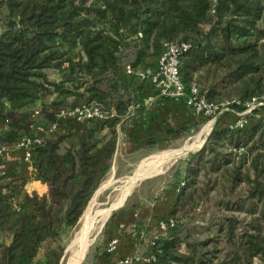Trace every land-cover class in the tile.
Segmentation results:
<instances>
[{
  "label": "trees",
  "instance_id": "1",
  "mask_svg": "<svg viewBox=\"0 0 264 264\" xmlns=\"http://www.w3.org/2000/svg\"><path fill=\"white\" fill-rule=\"evenodd\" d=\"M180 41L190 45L179 56L182 82L209 102L233 101L232 110L186 159L173 225L145 264H264V104L243 127L228 125L264 94V0H0V147L76 104L107 111L60 119L33 146L45 192L25 189L26 171L0 170V264H58L62 247L40 256L41 246L78 223L112 166L127 105L138 99L123 66L152 67L165 43ZM112 235L117 227L105 241Z\"/></svg>",
  "mask_w": 264,
  "mask_h": 264
},
{
  "label": "crops",
  "instance_id": "2",
  "mask_svg": "<svg viewBox=\"0 0 264 264\" xmlns=\"http://www.w3.org/2000/svg\"><path fill=\"white\" fill-rule=\"evenodd\" d=\"M135 80L132 89L136 92L138 100L142 102V106L134 112H129L122 123L118 124L115 158L118 154L128 155L139 151L147 147L151 141L162 140L169 134L170 129L183 133L186 127L192 125V114L185 104L181 101L156 98L147 80ZM3 147L6 153L1 168L2 173L11 176L26 171L31 180L27 182L25 189L28 192L30 190H36L37 193L45 192L46 185L36 178L33 163L23 159L22 150L16 147V143L7 142ZM184 174L185 163L179 167L178 177L174 181L171 180L172 178L168 180L163 178L154 183L153 188L146 186L145 188L149 190L145 194L138 193V198L133 200L131 197L105 226L106 236L116 227L120 232L117 250L112 254L104 252L105 237L90 253L85 264H118L119 259L124 255L136 257L145 255L149 251L150 234L158 228L161 220L170 216L171 207L177 197L176 188L184 179ZM133 222L135 227L131 226ZM120 224L122 227H119ZM46 252L41 247L40 256Z\"/></svg>",
  "mask_w": 264,
  "mask_h": 264
},
{
  "label": "built area",
  "instance_id": "3",
  "mask_svg": "<svg viewBox=\"0 0 264 264\" xmlns=\"http://www.w3.org/2000/svg\"><path fill=\"white\" fill-rule=\"evenodd\" d=\"M189 47L190 45L183 41L165 43L163 52L159 55L152 67L133 69L128 63H126L123 66V70L126 74L131 75L136 79L149 81L151 90L153 89L156 98L181 101L190 109L192 117H206V121L210 124L209 130H211L223 112L232 110L230 105L233 101H224L220 104L209 102L201 93L197 85L193 83L186 85L182 82L179 76V56L182 52L189 49ZM263 104L264 94L257 98H253L252 101L245 105L243 110L236 111V118L228 123L229 127H243L247 122L248 113L255 107ZM141 106L142 102L140 100L137 99L131 101L127 105V114L129 112H134ZM37 113L38 110L34 108L32 115H36ZM106 115L107 111L95 101L87 103L82 102L73 107L59 110L56 112V120L47 125H37L32 134L18 139L16 147L22 150L23 159L26 162H30L33 146L35 144H40L43 141L44 135L57 129L58 121L60 119L73 117L77 121H83L84 119H101ZM3 149H5V147L1 146L0 152ZM2 165H0V170ZM183 184L184 180L182 179L176 188V193L180 191ZM172 225L173 221L170 216L167 219L161 220L158 224L157 230L150 234L149 251L145 255L137 257L133 255H124L119 259L118 264H145L155 262L157 255L156 252L151 249V246L154 244V240L159 235L165 234L166 230ZM131 226L135 227V222H133ZM119 227H122V224H120ZM119 241L120 235H112L106 242L105 249L110 253L115 252L118 248Z\"/></svg>",
  "mask_w": 264,
  "mask_h": 264
},
{
  "label": "rangeland",
  "instance_id": "4",
  "mask_svg": "<svg viewBox=\"0 0 264 264\" xmlns=\"http://www.w3.org/2000/svg\"><path fill=\"white\" fill-rule=\"evenodd\" d=\"M44 101L45 99H41L39 103H43ZM207 124H209L208 121H196L195 124L186 127L185 128L186 130L183 131V133H178L170 129L169 134L166 135V137L163 138L162 140L151 141L149 142L150 144L147 145V147L139 151H136L128 155L118 154L116 158L115 157L113 158L112 166L109 169L103 181L101 182L102 185L101 184L99 185V187L93 194L94 197L92 196V198L89 201L90 204L88 205H91L93 210L108 207V205H110L114 201V199L120 195V192L122 188L124 187V185L127 184L128 182L127 177L133 174L138 168H140L144 160L147 159L149 156H152V155L156 156L158 153L166 151V150H173V149H178L182 146L191 145L189 150L186 151L184 154L174 157L173 159L170 158L169 159L170 161L169 160L164 161V163L161 166V169L147 176H144L142 178L135 179L132 182V184L130 185L131 189H129L128 194L126 195V197H124L125 199H123L120 203L114 205L113 207L115 208L112 209L104 219L100 220V222L98 223L100 225L97 224L96 226V228L99 227L98 229L91 231L90 236H89L90 241L85 251L77 258L75 264H85L90 253L98 245H100L102 240H104V238L106 237L105 226H106V223L110 221L111 215L113 213H118L119 210L123 208L128 203V201H130L131 197L133 200L134 198H138L137 197L138 193H141L142 195L145 194L149 190V189H146L147 188L146 186H151L153 188L154 183H156L157 181H160L163 178L166 180L172 178L171 179L172 181L177 179L178 173H179V167L186 162V159L189 157L190 153L197 151L198 149L202 147L209 133L213 129L212 127V129L208 130L207 132H204V131L201 132V130ZM164 157H165V154L160 157V160L163 159ZM147 160H150V159L148 158ZM160 160L158 159L157 164H159ZM28 179L30 182L31 179L30 178ZM29 192H36V190H30ZM81 218H82V215L78 223L76 224V226H74L71 229H67L63 231L59 240L48 241L41 246L43 251L53 250L54 252L58 254L60 252L59 247H62L63 249L62 253H60V255L57 254L58 264L66 263L69 257V254L71 253V249H69L68 247L71 241L73 240L75 233L77 232L79 228V225H80L79 223H80ZM2 234L3 233L0 232V237L2 236ZM91 234H92V237H91ZM253 264H259V259L254 258Z\"/></svg>",
  "mask_w": 264,
  "mask_h": 264
},
{
  "label": "bare ground",
  "instance_id": "5",
  "mask_svg": "<svg viewBox=\"0 0 264 264\" xmlns=\"http://www.w3.org/2000/svg\"><path fill=\"white\" fill-rule=\"evenodd\" d=\"M209 127H210L209 124H207L201 130V132H203V131L207 132L209 130ZM190 146L191 145H186V146H182L178 149L166 150V151H163L160 153L157 152L158 154L156 156H153V155L149 156L148 158L150 160H147L148 158L145 159L142 166L140 168H138L133 174H131L127 177L128 178L127 184L124 185V187L122 188V190L120 192V195L118 197H116L114 199V201L111 203V205H108V207L93 210L91 205H88L90 203H88L87 204L88 206L86 207V209L84 210V212L82 214V218H81L80 223H79L80 224L79 228H78L77 232L75 233V236H74L73 240L71 241V243L68 247L69 249H71V253L69 254V257H68L65 264H75L76 263L77 258L85 251V249H86V247L90 241L89 236H90L91 231L98 229L99 227L96 228V226L100 222V220L104 219L108 215V213L110 212L111 208L114 205L120 203L123 199H125L124 197H126V194L129 192V189H131L130 185L132 184V182L135 179L142 178L144 176H147V175L161 169V166L164 163V161L169 160L170 158L173 159L174 157H177L179 155L184 154L186 151L189 150ZM164 154H165V157L160 160V157L163 156ZM158 159L160 160L159 164H157ZM98 225H100V224H98ZM91 237H92V234H91Z\"/></svg>",
  "mask_w": 264,
  "mask_h": 264
},
{
  "label": "water",
  "instance_id": "6",
  "mask_svg": "<svg viewBox=\"0 0 264 264\" xmlns=\"http://www.w3.org/2000/svg\"><path fill=\"white\" fill-rule=\"evenodd\" d=\"M205 139H206V138H205ZM127 194H128V193H127ZM127 194H126V195H127ZM110 205H111V204H110ZM114 208H115V207H114ZM114 208H111V210L114 209ZM111 210H110V211H111Z\"/></svg>",
  "mask_w": 264,
  "mask_h": 264
}]
</instances>
